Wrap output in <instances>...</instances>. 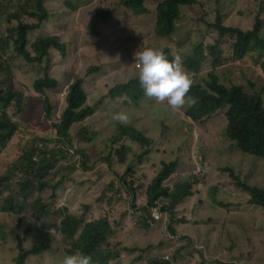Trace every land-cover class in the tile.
<instances>
[{"label":"trees","instance_id":"trees-1","mask_svg":"<svg viewBox=\"0 0 264 264\" xmlns=\"http://www.w3.org/2000/svg\"><path fill=\"white\" fill-rule=\"evenodd\" d=\"M146 1L148 0H118V11L124 12L133 19L125 25L144 20L152 21L154 33L160 38L167 37L166 46L161 51L168 56L169 60L179 57L182 67L183 62L187 70L194 62L198 64L204 55H210L217 62L227 40L236 41L237 48L234 43L232 44V57L235 61L243 59L251 51H257L261 57L264 56V39L258 36L259 22L252 31L240 32L238 36H235L229 28L224 27L219 16H215L212 20L210 14L204 15L200 11L195 16V23L191 20H184L180 16L181 7H192L196 0H161L154 11L145 7ZM27 4L25 14L37 21V24L30 25L31 28H37L40 22L48 21L50 11L41 0H27ZM67 4L79 10L81 0H61V5L56 8L55 16L59 14L60 9L63 12ZM1 14L9 18L8 14ZM113 16V11H99L97 15L99 21L104 22L106 27H109ZM191 25H194L193 31L189 30ZM116 30L124 34L122 27ZM14 31L15 36L10 32V28L0 30V43H2L0 46V77L3 73L7 74L4 80H0V157L5 154L4 151L8 148L6 145L18 131V121L15 115L23 113L27 108V103H24V96H27V92L25 90L22 91L23 94L18 92L19 84L17 83L16 87L12 75L8 77V74H11L7 63L10 56L5 54L6 48L12 44L15 55L24 62L39 66L43 62L48 69L52 60V48H56L62 57L66 55L64 46L51 34L43 33L36 39L35 37L27 39L28 31L20 23L16 25ZM144 48L147 47L141 44L139 51ZM42 72L43 77L36 79L32 84L33 91L37 95L29 100L38 103L48 119L53 107L48 103V98L39 96H43L45 91L54 89L56 82L47 79L48 73H44V67L41 69ZM96 72H98V67L91 64L83 75H95ZM130 75L126 81L100 87L96 95L100 97L93 103L91 102L94 98L87 99L82 90V80L76 79L69 86L65 97L66 106L54 124V129L52 128L53 132L56 131L53 139L56 137L60 140L68 139L69 134L75 130L76 139L86 144L95 135L100 136L101 134L97 130L88 131L81 128V122L100 112L102 106L105 109L114 108L115 104L111 103L110 99L114 100L125 95L122 108L134 116L127 122L130 126L118 124L111 118H107L110 121L106 124L103 121L97 126L113 143V146L124 141L123 151H115L114 160H110L108 153L105 158L96 160L92 166L83 167L86 173H90L86 176L94 179V175L99 177V172L94 171L97 166L101 163L100 166L103 168L107 165L105 162L109 160L111 170L121 173L122 168L120 167L131 165L133 158H136L137 163L142 161L143 150L139 149L135 153L133 148L145 144L147 159L142 169L137 174L133 173L132 168L122 172V176L127 178V181L138 185L137 191L143 197V202L141 211L138 213L129 208L125 209L123 218L133 225L124 235L119 236L117 252L105 246L114 233L113 221L110 223L107 220L105 212L93 198L94 195L88 199L79 195L93 192L96 189L95 185L85 179L77 181L74 171L56 168L53 158L50 155L46 157L48 153L44 152L38 163L33 164L32 175L38 172L43 176L50 171L52 173L50 180L34 185L33 182L28 181V178L14 177L19 168H16L17 171L15 169L0 170V194L1 191L9 193L3 200L0 211L13 214L18 227L16 233L10 235L4 242H0L2 258L15 259V264H24L29 256L53 251V253H61V258L55 262L59 264L65 254L79 251L90 255L98 264H109L112 261L113 264L124 262L135 264L137 261L144 260L143 253L147 249L172 246L170 264H179L177 250L182 249L184 252H189L186 248V241L187 238H191L187 219L178 216L179 205L183 200L192 198L201 206L206 205L198 218L215 224L213 230L218 228L221 231L219 238L226 240H232L235 234L243 232V222L246 220L244 216L246 214L237 211L241 206L231 203L230 185L246 196L248 207L259 211L264 210V187L249 185L247 178L241 177L240 172L233 168H222L223 176L226 175L228 179L221 180L216 185L208 184L205 176L197 177L191 173L196 167L202 171L201 166L205 163L213 146V143L205 139V135L209 133L210 127L219 122L222 123L225 139L234 151L252 155L256 157L255 159L264 161V109H262V100L256 98L253 86L249 84L250 94L240 86L226 89L218 83L215 74H210V81L206 83V87L196 83L186 94L185 104L173 109L166 101H157L155 98H150L149 104L143 100L139 101L145 95L138 82V68L131 67ZM118 88L119 90H116ZM153 107H158L162 113L157 118L148 117L147 125L145 122H138L144 131L131 127L139 118L147 116L148 109H153ZM166 113L176 117L182 115V119H176L173 122L178 125L184 124L185 129H189L188 144L184 145L175 135H167L164 132ZM192 125L197 127L199 138H195ZM158 137L162 138V143L154 145V140ZM73 153H78V151L70 150L68 154ZM186 160H193L188 168L183 163ZM174 173H177L175 181L169 179ZM68 188L76 190L72 198L68 195L69 199L78 204L75 211L70 210L68 199L64 194ZM217 209L225 212L221 218L217 215ZM228 211L242 215H236L237 224L228 220L229 217H235L228 214ZM155 212H162V219L154 220ZM52 214L59 218L55 228L47 224ZM137 215H139L138 218ZM252 223H254L253 217ZM263 234L264 229L259 228L257 236H263ZM136 235L145 236L154 244L146 248L134 245L124 247L125 239L127 238V242ZM0 236L4 238L1 228ZM259 239L260 237L256 240ZM11 241H14V247L9 249L7 245ZM176 243L181 247L180 245L176 247ZM134 251H138L139 254L129 259V254ZM186 257L188 262L181 264H207L202 261L194 263L191 254L190 257ZM244 257L247 258L246 253ZM226 261L218 258L215 262L225 264ZM246 262H250L249 258ZM149 263L157 264V261L152 259Z\"/></svg>","mask_w":264,"mask_h":264},{"label":"rangeland","instance_id":"rangeland-1","mask_svg":"<svg viewBox=\"0 0 264 264\" xmlns=\"http://www.w3.org/2000/svg\"><path fill=\"white\" fill-rule=\"evenodd\" d=\"M46 8L49 9V26L43 28L40 34H51L55 36L60 43L64 46L66 55L62 57L58 53L56 48H52V60L49 63L50 68L44 66L41 62L40 66L30 65L24 62L21 58L15 55L13 45L10 44L5 54L10 56L7 61L8 68L11 74L8 77L13 78L14 85L17 87L18 92L23 94V90L27 92V96H24V103H27L25 111L19 115H15V119L18 121V131L15 133L12 140L6 145L7 150L5 154L0 157V170L3 169H15L22 167V164L18 163V159L22 156L24 151H28L34 147L35 144L42 142L43 147L49 149L48 153L54 160L56 168L63 170H71L76 172L77 181L86 180L91 184H94L96 189L93 192L85 194H79L86 199L92 197L99 201L119 202L125 201L126 205L124 209H133L135 207L134 202H130L128 198H123L121 188L118 185L122 181L125 184H132L122 176V172L125 169L132 168L133 173L137 174L145 164V158L140 163H137L136 158L131 160V165H122L121 173L116 170L112 171L109 166V160L105 162L107 164L101 168L100 164L94 171L99 172V177L93 176L94 179L88 178L83 170L84 166H92L93 163L101 158H105L107 154H110V160H114L113 154L115 151H123V142L113 146L105 135L100 131L97 126L99 123L106 124L107 118L116 112H126L131 114L122 107L125 103V97H118L110 102L115 104L114 108L105 109L104 106L100 108V112L88 117L81 122V128L86 130H97L101 134L95 135L94 138L86 143H80L75 137V130L69 134L68 139L55 140L50 148V140L54 137V123L56 121V107L52 112V115L47 120L42 107L38 105L34 100H29L37 95L33 91V82L43 77L41 73L42 67L45 68V74L49 81H56V88L51 91H45L41 98L55 99L64 87H67L68 81L71 79L80 78L82 80V90L84 91L86 98L94 100L93 103L100 96H96L98 90L102 86L114 85L116 83L126 81L130 78L131 72V59L129 57L119 56L118 53L112 48H107L106 45H99L96 42L95 36H103L106 30V24L100 22L97 17L99 11H113L114 16L109 22L113 28L122 27L126 38L123 40L122 34L115 32V43L129 44L134 42V45H144L146 47L162 50L166 46L167 38H160L153 31L152 21L144 20L143 22H132L125 25L128 21L133 19L127 16L124 12L118 11V0H81L80 9H76L71 5H65V10L62 12L59 10V14L55 16L56 8L61 5V0H41ZM161 0H148L144 3L145 7L149 10H156ZM27 0H0V30L15 27L16 22L7 21L1 13L8 14L9 19L13 17V14L19 16L25 21L35 23L31 21L29 17H24L26 12ZM67 9V10H66ZM118 11V12H117ZM202 11L204 15L210 14L211 19L214 20L215 16L220 17L224 27H232L240 32L252 31L257 22H259L258 36L264 39V0H196L192 7H181L180 16L184 20H191L195 23V16ZM194 25L189 27L190 31H193ZM12 33V32H11ZM14 35V33H12ZM35 34L34 36H36ZM31 36V35H30ZM31 39V38H30ZM95 40V42H94ZM233 41L227 40L221 50V57L216 62L210 55H204L203 59L199 63V70L194 76L195 82L206 87V83L210 81V74L217 76L218 83L223 85L226 89L232 87L244 88L248 93H251L249 82L253 83L255 89L259 90L264 85V76L261 75L257 65L264 58L260 56L257 51H251L245 55L241 60L235 61L232 57ZM2 43H0V46ZM139 46L137 50H139ZM30 51V50H29ZM135 51V49L133 50ZM54 59V60H53ZM98 67V72L95 75L84 76V72L90 65ZM131 66V67H130ZM7 74L3 73V77ZM116 90H119L116 89ZM264 104V93L262 94ZM145 101L147 104L151 102L149 97H141L139 101ZM28 101V102H27ZM54 101V100H53ZM55 103V102H54ZM162 110L158 107L148 109L147 116H143L137 120L138 122H145L147 125L148 117H159ZM138 115V113H136ZM166 124L164 126V132L167 135H175L177 139H180L182 144H188L187 135L190 133L189 129H185L184 124H175L173 121L176 119H182V115L179 117L173 114H165ZM138 125H140L138 123ZM194 130L195 138H199L198 129L195 125L191 127ZM142 130L143 127H139ZM116 132V131H115ZM117 133V132H116ZM115 134V133H114ZM161 138V137H160ZM205 139L213 143L209 155L206 158L205 163L201 166L202 171L199 168H195L191 173L195 176H205L206 182L210 185H216L221 180H226L228 177L223 176L221 169L225 167H231L241 173V177H246L247 182L251 186L264 187V161H259L252 155L244 154L242 152L234 151L229 145H231L223 135L222 123L209 128V133L205 135ZM162 140V138H161ZM72 144V145H70ZM194 145V144H193ZM75 147V149H74ZM197 147V146H196ZM72 149L78 151V153L68 154V150ZM139 148L135 146L133 151L138 152ZM130 154V153H129ZM37 158H42V154H39ZM258 159V158H257ZM193 160H186L185 167L192 165ZM109 170V171H108ZM131 170V169H130ZM17 171V170H16ZM238 174V173H237ZM52 173L46 172L43 176L40 173L35 172L28 178L29 182H33L36 185L38 182H45L51 179ZM17 179H24L23 175L17 171L14 176ZM177 177V173H174L169 178L174 180ZM91 190V189H90ZM89 190V191H90ZM110 190L111 195H106L102 191ZM67 195L76 193L74 188H68L65 191ZM229 192L231 196L232 205L241 206L237 211L241 212L246 217L243 222V232L235 234L232 240H226L219 238L221 231L217 228L215 230V224L209 223L207 220L199 219L198 215L205 210V206H201L196 203L192 198L183 200L179 205V215L189 223V236L187 238L186 248L189 252H184L182 249L177 250L179 264L187 263V257L192 255L193 262L202 261L204 263L217 264L216 259L227 260L225 264H258L264 262L263 255L260 254L258 247V239L263 236H257V231L260 228L264 229V210H255L246 205V196L234 188L229 186ZM8 192L1 191L0 194V206L3 204V200L8 196ZM140 203L143 202V197L139 198ZM69 208L71 211H75L78 208V204L72 199L69 200ZM112 203L110 202V206ZM217 215L221 218L225 214L222 210H216ZM135 212V211H134ZM122 213V212H120ZM228 214L235 217H229V221L237 220V216H242L239 213L233 214L228 211ZM160 219H162V213H159ZM237 215V216H236ZM252 217L253 222L252 223ZM138 218V217H137ZM59 218L57 215H50L47 224L51 228H55ZM116 228L122 224L117 221H113ZM239 224V223H238ZM133 224L129 223V229ZM0 228L5 235V240L10 235L17 232V224L13 214L0 213ZM128 229V230H129ZM128 230L124 231L120 235H124ZM115 234L108 239L107 245L115 249L117 252V241L120 235ZM262 232V231H261ZM257 236V237H256ZM166 238V236H164ZM127 239V238H126ZM124 242V247L134 245L140 248H146L148 245H153L154 242L147 239L145 236L136 235L134 238L128 239ZM0 237V242H4ZM180 244L176 243V247ZM9 249L14 247V241H11L8 245ZM181 247V245H180ZM179 247V248H180ZM178 248V249H179ZM250 248L249 250H247ZM216 252L214 253V251ZM172 252V246H165L160 248H150L144 251V260L135 262V264H151L150 260L155 259L157 264H170V253ZM250 259L247 263L246 257ZM139 254L138 251L131 252L128 258L136 257ZM211 257H213L211 259ZM61 258V253L46 252L42 255L29 256L24 264H56L55 262ZM225 258V259H223ZM233 260V261H232ZM0 264H15V259L10 260L2 258L0 256ZM113 264V263H112ZM125 264V262L123 263Z\"/></svg>","mask_w":264,"mask_h":264},{"label":"clouds","instance_id":"clouds-1","mask_svg":"<svg viewBox=\"0 0 264 264\" xmlns=\"http://www.w3.org/2000/svg\"><path fill=\"white\" fill-rule=\"evenodd\" d=\"M23 16L29 17V19L31 21H34L35 23H30V21H25V20L21 19L19 16H16L15 14H13V17H11L10 19L8 18L7 21L11 20L12 22H16V25H18L19 23L22 24L24 26V29L26 31H28L27 39H30L32 37H35V39H36L37 37H40L41 36L40 31L43 28L49 26L48 21H42L38 24L37 28H31L30 25L37 24V21L25 13L23 14ZM16 25H15V27H16ZM110 26L111 25L109 24V27H106L105 34L103 36H95L96 42L99 45L105 44L107 48H112L113 50H115L118 53L119 56L129 57L131 59L132 67L138 68L137 78H138L139 85H140L141 89L143 90V94L146 97L155 98L157 101H166L167 104L173 109L183 106L186 102V94L188 93L189 89L193 88V86L197 83L194 80V76L199 70V63L200 62L198 64L196 62H194L189 67V70H187L185 68L183 62H182V64H183V67H182L180 60H179V57H176L172 60H169L168 56L158 49L147 47V48H144L143 50L139 51V50H137L139 45L135 46L134 42H130L129 44L115 43V32H117V30H116V28H112ZM15 27L11 30V32L14 33V36H15V31H14ZM28 28H29V30H28ZM227 28H229V31H231L235 36H238L240 33V31L235 30L232 27H227ZM35 34H37V35L34 36ZM122 38H123V40L126 38L125 34L122 35ZM164 38H167V37H164ZM233 43L235 45V48H237L236 44H235L236 41H233ZM134 49H135V51H133ZM231 51H232V47H231ZM257 67H258L261 75L264 76V58H262V60L258 63ZM76 79H80V78H76ZM76 79L69 80L67 87H64L63 91L60 92L59 95L55 99H49L48 98L49 99L48 103L53 107L52 112L54 111V109L56 107V121H55V123L58 121L62 111L64 110V108L66 106L65 97L68 93L69 86L71 84H73L76 81ZM0 80H4L3 74L1 75ZM249 84L251 86H253L252 82H249ZM253 88H254V86H253ZM54 89H50L48 91H51ZM254 91L256 92V98L258 100H262V103H263L262 94L264 93V85H262L259 90L254 88ZM245 92H247V91L245 90ZM119 97H125V95L119 96ZM262 107H263L262 109H264V104ZM52 112H51V115H52ZM133 117L134 116L132 114H127L126 112L121 111V112L114 113L111 116V120L118 123V124H121V125H128L127 122L130 119H132ZM128 126H130V125H128ZM131 127L138 129L139 127H141V125H138V123H136L135 125H132ZM142 131H144V130L142 129ZM14 135H13V137H14ZM55 136H56V131H55ZM12 138H11V140H12ZM55 140H60V138L56 137V139L50 140V144L52 145L53 142H55ZM161 143H162V140L160 137H158L154 140V145L155 144H161ZM54 146L55 145H52L50 148H53ZM137 147L140 150H143L144 154L142 157L145 158V160H146L147 154H145V153H147V150L145 149V144L143 146L137 145ZM70 150H72V149H69L68 152H70ZM47 151H49V149H46V147H43L42 142L35 144L34 147L30 150L24 151L22 156L18 159V163L22 164V167L19 168L18 172H20L23 175V177L29 178L33 173V164L38 163V161L41 159V158H37L38 155L43 154L44 152H47ZM46 157H49V154H46ZM253 159H255V158H253ZM259 161H261V160H259ZM192 172H194V171H192ZM240 175H241V173H240ZM118 187L121 188V192H122L124 199L128 198L130 200V202H134L135 207L131 210L133 212L135 211V213L140 212L142 203H140L138 201V199L141 198L142 196L139 195V193L137 191V186L132 185V184L127 185V184H125L124 181H122L121 184L118 185ZM65 191H64V194L66 195V198L68 199V203H69L70 199L68 198V195ZM102 192L106 195H111L110 190H105ZM106 200L107 201H102V200L99 201L97 203V205L101 209H103V211L105 212V216L110 223H112V221H117V222H120L122 224L118 228H116L115 224H113V232L114 233L111 237L114 236L115 229H117L116 234L120 235L121 233H123L124 231L129 229V221H127L125 218H123V214L125 211L124 207L126 205V202L125 201H119V202L109 201L110 197L107 198ZM110 202L112 203L111 206H110ZM120 212H122V213H120ZM0 213H5V212L0 211ZM159 213H162V212H159ZM159 213L158 212L154 213L155 214L154 220H160ZM138 216L139 215H137V217ZM2 239L5 240V235H4V238H2ZM106 245L107 244H105V246ZM257 245L259 247L260 254L263 255V252H264V234H263V237L258 240ZM110 249H112V248H110ZM112 263H113V261L110 262L109 264H112ZM59 264H98V263L95 262L90 255H87V254H84V253L77 251V252L72 253V254H65L63 256V258L59 261ZM207 264H213V263H207ZM258 264H264L263 260H262V262H259Z\"/></svg>","mask_w":264,"mask_h":264}]
</instances>
